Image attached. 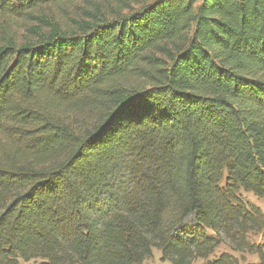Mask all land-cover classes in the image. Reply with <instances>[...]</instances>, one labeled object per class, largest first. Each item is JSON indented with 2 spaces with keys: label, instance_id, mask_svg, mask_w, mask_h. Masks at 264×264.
Listing matches in <instances>:
<instances>
[{
  "label": "trees",
  "instance_id": "obj_1",
  "mask_svg": "<svg viewBox=\"0 0 264 264\" xmlns=\"http://www.w3.org/2000/svg\"><path fill=\"white\" fill-rule=\"evenodd\" d=\"M72 1L0 0V264H264L239 195L264 200V0H115L15 38Z\"/></svg>",
  "mask_w": 264,
  "mask_h": 264
},
{
  "label": "rangeland",
  "instance_id": "obj_2",
  "mask_svg": "<svg viewBox=\"0 0 264 264\" xmlns=\"http://www.w3.org/2000/svg\"><path fill=\"white\" fill-rule=\"evenodd\" d=\"M122 3L128 2V0H121ZM155 0H131L129 3V9H124L122 13L126 14L128 11H136L141 10L153 3ZM199 4V0L196 5ZM120 9L117 6L115 0H76L72 2H61L40 6L32 11L28 16L23 17L18 23L17 33L15 38L17 40H21L23 35L25 34V29L29 26L37 25V21H33L35 18H43L46 21L55 22L58 24L63 30H74L78 28L79 25L83 23H91L97 20L103 19H112L117 12H120ZM68 121L72 122V124L79 128V130L83 131L92 126V121H84L77 120L74 117L70 118ZM2 140V137L0 136ZM240 197L243 201L249 202L256 207H259L262 213L264 214V200L258 199L250 193H245L243 191L239 192ZM251 240L254 242H261L260 237H251ZM224 252H229V250L225 246H220L213 254V257H218L220 254ZM231 253V252H230ZM236 258H240V254L231 253ZM246 259V263H256V256L251 255H243ZM160 252L153 249L152 257L145 260L142 264H166L162 263L160 260ZM37 263V262H35ZM19 264H34L33 262L24 263L20 262ZM193 264H203L202 261L198 260Z\"/></svg>",
  "mask_w": 264,
  "mask_h": 264
}]
</instances>
